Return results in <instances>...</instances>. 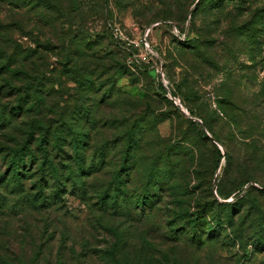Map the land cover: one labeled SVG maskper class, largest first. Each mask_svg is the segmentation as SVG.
I'll return each mask as SVG.
<instances>
[{
  "label": "rangeland",
  "instance_id": "rangeland-1",
  "mask_svg": "<svg viewBox=\"0 0 264 264\" xmlns=\"http://www.w3.org/2000/svg\"><path fill=\"white\" fill-rule=\"evenodd\" d=\"M4 78L23 95L35 78L13 127L1 121L19 95ZM68 123L88 134V162L103 147L109 163L87 196L47 208L0 186V264H264V0H0L2 170L26 131L56 140ZM114 184L157 205L103 208ZM201 199L223 227L196 246L174 236Z\"/></svg>",
  "mask_w": 264,
  "mask_h": 264
},
{
  "label": "trees",
  "instance_id": "trees-1",
  "mask_svg": "<svg viewBox=\"0 0 264 264\" xmlns=\"http://www.w3.org/2000/svg\"><path fill=\"white\" fill-rule=\"evenodd\" d=\"M4 69L11 72L12 75H19L25 73L19 69L11 68L10 64L5 63ZM26 76L19 78L18 82L27 80ZM35 79V78H34ZM34 79L27 84V89L23 90L24 95L17 87V83H14L10 78H4L6 85L9 88L10 93H18L19 98L16 104H12L7 112H3L2 125L11 126L14 125V117L23 116L29 112L35 105L34 100H28L30 96L33 99H37L34 92ZM29 89H33L29 91ZM229 101V100H225ZM65 127V126H64ZM74 134L70 142L67 141V132ZM65 129H61L57 132V139H47L45 135L39 140L36 137V130L30 129L25 132V137L17 142L10 150L2 155V161L5 162V170L0 167V186L5 189L10 188L15 193L24 194L28 203L35 208H47L54 203L63 201L66 194L69 193H81L82 197L87 196L89 183L86 178L93 173L100 170L105 164H108L105 160L103 147L99 151V155L95 154L90 162L86 156L84 150L86 149V140L82 135H88L81 131H76L71 123H68ZM47 133L49 130L47 129ZM53 134V132H52ZM56 134V133H55ZM37 141V143H36ZM42 141H45V146L40 147ZM36 143V146L34 147ZM64 145H70L72 150L65 155L57 152V148L63 151ZM136 145L140 146L138 142ZM131 158V160H129ZM129 165H137L138 156L127 157ZM131 161V162H129ZM159 177L157 176L156 179ZM30 180L33 185V191H27L26 181ZM126 194L127 198L124 204H121L118 197L120 193ZM224 198H227L224 195ZM153 194L149 191L143 193L141 196H133L128 191L123 190L121 184H114L107 190L98 194L100 205L103 208H114L118 213L124 211L126 214L131 213L132 209L141 208L143 211L148 208H153L157 205V202L152 198ZM4 196L0 192V207L4 205ZM218 202V201H217ZM212 201L204 199L197 200L194 206H189L185 210L180 211L181 219H185L187 227L185 232L176 233L175 238H181L183 236L189 237L192 243L196 246H200L205 239H211L216 236V232L220 231V227H223L222 215H220L218 209ZM125 214V213H124ZM230 219L231 214L228 215Z\"/></svg>",
  "mask_w": 264,
  "mask_h": 264
}]
</instances>
